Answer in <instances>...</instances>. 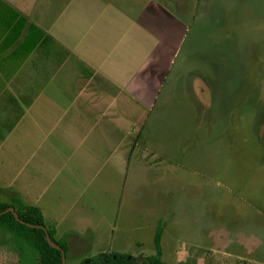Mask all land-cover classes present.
Here are the masks:
<instances>
[{"label": "rangeland", "instance_id": "rangeland-1", "mask_svg": "<svg viewBox=\"0 0 264 264\" xmlns=\"http://www.w3.org/2000/svg\"><path fill=\"white\" fill-rule=\"evenodd\" d=\"M28 1L30 10L48 14V22L55 16L53 26L64 27L62 33H73V43L59 54L61 69L50 67L64 92L70 93L71 74L81 81L93 76L84 67L87 55L94 56L88 52L94 42L108 48L112 40L115 49L108 59L121 78L108 82L107 96L114 98L111 108L120 110L125 127L106 131L104 140L92 133L96 147L87 133H79L82 146L77 148L71 146V133L58 129L27 136L22 132L25 118L9 105L14 109L0 115V200L19 195L42 203L51 220L46 195L40 198L35 187L40 174L47 193L55 189L47 185L56 179L77 192H95L102 201L100 207L87 205L89 216L99 210L106 216L88 220L91 226L103 225H97L101 229H96L90 255L108 247L114 224L111 248L136 257L154 253L155 229L145 220L142 229L125 228L128 212L136 214L132 227L151 215L147 208L143 217L135 213V204L143 202L154 203V215L159 213L155 224H163V264H264V0H76L73 8L68 0L61 18L52 0ZM47 5L53 10L46 11ZM14 61L7 71H14ZM150 61L155 100L148 109L153 85L143 68ZM39 66L38 59L28 61L21 68L23 78L28 67ZM97 76L96 81L103 77ZM131 81L142 85L130 84L124 97L113 96L117 84ZM33 88L46 90L38 82ZM152 150L145 161L144 153ZM72 156L77 160L71 162ZM122 229L127 230L125 240H120ZM81 252V247L73 249L65 264H75ZM19 254L16 244L2 243L0 264H23Z\"/></svg>", "mask_w": 264, "mask_h": 264}, {"label": "crops", "instance_id": "crops-1", "mask_svg": "<svg viewBox=\"0 0 264 264\" xmlns=\"http://www.w3.org/2000/svg\"><path fill=\"white\" fill-rule=\"evenodd\" d=\"M24 1L25 2L18 1V3H16V0H0V115H6V112H11L14 108L19 109L17 112H21V116L19 117H21V120L22 116L23 119L25 118L23 120L22 132L26 133L27 136H30V133L41 132L42 129H48L49 131L58 129L59 132H70L71 146L78 148L82 146V143L79 142L78 134L87 133L88 140H90L95 147L99 146V144L97 145L92 141L95 139L92 133H98L97 139L102 138L104 140L106 131L111 133L112 131L115 132L118 130L119 132L121 126L125 127L124 124H121L123 120L118 117L120 110L111 108L110 101L114 98L107 96V94L110 93L108 82L121 78V76L115 72V69L111 68L112 65L108 59L109 54H107L115 49V45H111L112 40H109L110 44L108 48L105 47V44L94 42V47L91 49L92 51L89 50L88 52H93L96 58L93 55L91 57L87 55L88 59L85 62L87 67H84L86 70H91L89 73L93 76L81 81L79 78H76V75L71 74L68 77L70 93L64 92V89L62 91L57 86L59 75L55 74L50 67H58L55 71L61 69L62 61L59 60L58 57L61 50L64 51V49H66L64 47L65 44L70 46L73 43V33L71 31L62 33L61 31L65 30L64 27L58 29L59 25L54 24L53 26L55 16L48 22V14L35 13L34 10H30V2L28 0ZM58 1L52 0V2H55L56 10L58 9L57 11L55 10L57 13L56 15L61 18L63 17L62 7L70 1ZM75 1L76 0H71L70 2L72 8ZM47 6L48 8H45L46 11L53 10L52 6ZM55 27H57L56 30ZM44 42V47L46 48L44 52L39 55V47ZM69 52L71 51L69 50ZM153 52H150V56L153 55ZM15 54H17V57L14 56ZM34 59L39 60L40 66L34 67L33 69H29V66L27 69L30 72L27 73V77L23 78L26 74V70L25 73H23L21 68H24L28 61H34ZM12 60L18 62L15 64L14 61L12 65L15 66L14 71L9 72L7 68ZM148 73H150V75H147ZM143 74L149 79L150 84L153 85L154 61H150L147 67L145 69L143 68ZM97 75L103 77L96 81L94 77H98ZM62 80L63 79L60 78V82ZM37 82L39 84H45V92L40 90L37 93L33 91L34 88L31 89V86ZM130 84L134 85V88H136L137 86L139 87V85L141 86L142 82L139 85L132 81L124 83V85L120 84V86L117 84V89H115L117 93L113 96L116 98H120L121 96L124 97L125 95L123 93L126 92L127 86H130ZM20 85L22 86L21 89ZM48 85H51V89L49 90H47ZM17 86L18 88H16ZM151 88L150 102L146 107L148 109L154 105L155 100L154 85ZM14 89H18L17 91L19 94L16 95ZM121 90L123 92H121ZM4 94L8 96L4 101H1V97ZM36 101L40 102V106L33 108L36 107ZM9 105H15V107L11 108ZM45 116L48 118V124L43 123V118ZM1 121L0 119V123ZM19 121L18 118L13 122ZM43 124L46 125L44 126ZM8 128L6 133L11 131L8 130ZM12 129H14V127ZM35 143L36 142H34V144ZM40 145L41 140H38L37 148H39ZM147 148L152 147L149 146ZM153 154L154 150L144 153L143 158L147 161ZM71 158L73 159L71 162L77 160L73 156ZM160 159L161 157L157 156L156 161ZM92 161H94V158H92ZM36 181L37 184H35V187L39 186L37 189L40 190V198L46 195L45 206L47 212L52 214L51 220L45 218L42 203L36 204L34 201H26L22 196L21 199L27 204L37 206L41 210L45 222L55 228L56 237L62 236L66 239L68 245V258L69 253L78 247L82 248V252L78 255H82L83 257L90 255L91 243L97 235L96 229H101L98 226L102 227L103 225L95 223V225L91 226L88 224V220L92 218L93 220L98 219V221H101L106 218V216L101 210H99L97 216L94 214L89 216L87 205L89 202H92L93 205H99L100 207L102 201L96 199L95 192L91 193L87 189L77 192L72 188L69 182L63 187L56 179L52 180L47 186L55 187V189L47 193L46 180L40 174L36 176ZM60 186L63 189L61 192H58ZM153 206L154 203L146 204L142 202L140 205L135 204V209L137 210H135V213L140 211L143 217V212L147 208L151 211V215L143 217L141 223H137L132 227L130 225V220H132L136 214H130V212H128L129 215L127 213V217L129 221L125 224V228L128 226L131 230L142 229L145 220L148 227L155 229L154 217L157 219L159 213L154 215ZM114 226L110 228V232L107 234L108 239H110L108 247L96 253L110 251L122 252L110 247L112 237L114 236ZM85 230H90L91 232L86 233ZM121 232L124 235L120 236V240H125L127 230L122 229ZM142 242L143 241L138 240L137 243L141 244ZM141 249L142 248H140V250ZM75 254L76 253H74V255Z\"/></svg>", "mask_w": 264, "mask_h": 264}, {"label": "trees", "instance_id": "trees-1", "mask_svg": "<svg viewBox=\"0 0 264 264\" xmlns=\"http://www.w3.org/2000/svg\"><path fill=\"white\" fill-rule=\"evenodd\" d=\"M10 206L18 214V219L12 212L6 211ZM162 231V221H158L153 236L154 253L145 256L142 262L136 261V256L129 253L110 251L84 256L75 264H163ZM0 232L9 234L7 237L0 236V245L6 241L16 244L20 251L19 262L23 264H26L25 261L29 264H62L61 250L64 251L65 260L68 258L66 239L56 237L55 228L45 222L41 210L25 203L19 195L12 196L9 201L0 200ZM47 234L58 248L47 242ZM25 248H28V252H24Z\"/></svg>", "mask_w": 264, "mask_h": 264}, {"label": "water", "instance_id": "water-1", "mask_svg": "<svg viewBox=\"0 0 264 264\" xmlns=\"http://www.w3.org/2000/svg\"><path fill=\"white\" fill-rule=\"evenodd\" d=\"M6 211H10V212H12V213H13V216H14L16 219H18V214L16 213V211L14 210L13 207H11V206L8 207V208L6 209ZM20 222H22V221L20 220ZM46 238H47V242H48L51 246L58 248V246L55 245V244L51 241V238H50V236H49L48 234H47ZM61 258H62V264H65V254H64V251H63V250H61ZM143 259H144V257H142V256H138V257H136L135 260H136V261H139V262H142Z\"/></svg>", "mask_w": 264, "mask_h": 264}]
</instances>
